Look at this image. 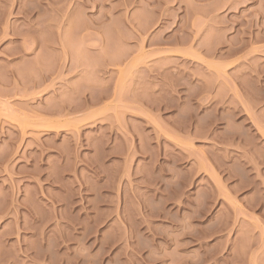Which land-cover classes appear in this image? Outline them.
Here are the masks:
<instances>
[{
  "label": "rangeland",
  "instance_id": "374dc122",
  "mask_svg": "<svg viewBox=\"0 0 264 264\" xmlns=\"http://www.w3.org/2000/svg\"><path fill=\"white\" fill-rule=\"evenodd\" d=\"M0 264H264V0H0Z\"/></svg>",
  "mask_w": 264,
  "mask_h": 264
}]
</instances>
